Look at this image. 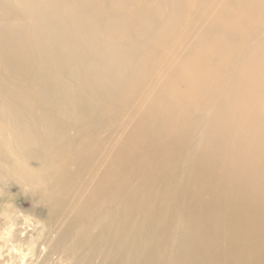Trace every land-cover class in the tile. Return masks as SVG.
<instances>
[{"label": "bare ground", "instance_id": "6f19581e", "mask_svg": "<svg viewBox=\"0 0 264 264\" xmlns=\"http://www.w3.org/2000/svg\"><path fill=\"white\" fill-rule=\"evenodd\" d=\"M0 235V264H264V0H0Z\"/></svg>", "mask_w": 264, "mask_h": 264}, {"label": "rangeland", "instance_id": "374dc122", "mask_svg": "<svg viewBox=\"0 0 264 264\" xmlns=\"http://www.w3.org/2000/svg\"><path fill=\"white\" fill-rule=\"evenodd\" d=\"M18 188L12 190L10 193H8L6 197V201L10 204H16L18 205L21 201L22 197L20 196V192ZM23 210H25V213H21V217L27 220H35V219H42L46 216V211L41 208V206L38 207V209H34L30 203L24 204L22 207Z\"/></svg>", "mask_w": 264, "mask_h": 264}, {"label": "clouds", "instance_id": "9594fccd", "mask_svg": "<svg viewBox=\"0 0 264 264\" xmlns=\"http://www.w3.org/2000/svg\"><path fill=\"white\" fill-rule=\"evenodd\" d=\"M25 223H28V221L26 220ZM13 231H14V228H12V229L9 230V232H8L9 238L11 237V234H12ZM3 238H4L3 235H0V239H3ZM13 251L15 252L16 250L13 249ZM26 255H27V253H21L22 258L24 256H26ZM11 264H16V262L15 261H11Z\"/></svg>", "mask_w": 264, "mask_h": 264}]
</instances>
